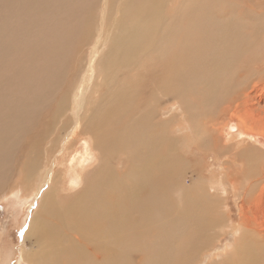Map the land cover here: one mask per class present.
Returning <instances> with one entry per match:
<instances>
[{
    "label": "bare ground",
    "instance_id": "bare-ground-1",
    "mask_svg": "<svg viewBox=\"0 0 264 264\" xmlns=\"http://www.w3.org/2000/svg\"><path fill=\"white\" fill-rule=\"evenodd\" d=\"M66 1L0 0L1 91H3L1 87L4 86L11 88L10 84L3 82L9 78V76L5 78L4 75L5 69L8 68L6 64L8 57L14 56L10 55L11 52L15 54L17 50L20 52L21 47L29 48L26 53L28 57L24 59L25 64H23V67L27 65L25 66L27 72L31 71L32 75L33 81H30L28 86L36 80L38 85H42L45 81L50 83L43 90L44 95H47L52 103L54 88L62 78L58 69L63 64L67 66L68 60L64 59V63L59 62L63 64L58 67L51 57L54 50V56H56V52H60L57 51L58 48L66 49L69 46L62 36L68 30L61 28L59 32L53 25L52 34L45 32L48 38L50 36V40L44 39V35L41 36L43 41H37V31L40 26L37 19L54 2L63 4ZM111 1H101L100 13L103 20ZM216 1L222 2V0H205L206 4L203 2L202 5L196 0L169 1L171 16L167 19L172 21V25L167 24V27H163L162 24H157L156 26L164 29L162 41H169L166 46L171 51L163 56L162 54L152 56L160 46L152 38L149 39L150 42L147 41L142 34V29H151L159 11L164 15L162 9L166 6L165 0H117L111 20L105 25L102 22L99 30L96 29L98 32L94 35L92 44L88 46L89 59L92 58L91 54H96L102 50V47H107L101 60L100 76L103 79L96 86L100 96L97 101H94L96 99H91L94 95H89L87 107L80 120V135L86 139L83 142L85 147L83 152L78 151L79 153L73 154L70 159H68L72 151L70 148L75 145L65 147V155L60 159L58 170L51 178L47 190L43 191L39 198L35 211L24 229L23 237L34 238L36 244L33 250L22 251L26 264H58L61 259L62 264H129L127 251L134 249L137 238L141 241L143 252L152 253L151 259H153L158 255L166 239L170 237L168 231L175 222V219L170 217L172 212L177 214V218L185 221L193 222L196 217L198 220L196 226L185 225L183 227L185 231L182 235H178V252L182 256L178 264H183V259L186 261L189 258H187L188 254H194L196 248L192 241H197L199 234H203L206 229L220 231L223 228H230L235 233V242L228 244L226 248L224 258L227 264H264V182L260 184L258 179L261 162L264 165V69L257 73L242 63L243 56L256 55L261 47L257 51L254 50L258 46L257 42L261 40L264 13L254 12L248 17V10L241 5L228 7L229 5L226 6L223 0L225 5L219 3L220 5L216 6ZM211 3H214L213 8L210 7ZM223 7L226 8L227 15L235 16L234 20L222 18L223 15L219 13V9ZM81 9L71 8L67 12L73 15L77 11L81 12ZM29 12L31 16L27 14ZM19 14L25 15L27 20L25 21L24 18L21 29L14 31L15 28L9 26L8 19L10 16L16 17ZM51 14L46 15L51 16ZM245 16L252 18L255 23L253 24L260 26V31L257 27L249 36L241 33L235 37L236 32L231 35L235 20L241 21L242 18H246ZM10 21L17 22V20ZM69 24L72 22H68L66 26ZM85 30L81 29L80 32ZM38 40L41 39L38 38ZM64 52L67 53V50ZM35 53L44 56L43 63H39L38 67L29 62ZM221 53H232V60L237 64L236 69L244 72V75H228L226 67L231 60ZM34 58L36 59V56ZM164 59L169 60L167 65H164ZM58 60L55 59L57 62ZM13 61L15 65L17 60L13 59ZM148 62L151 70L156 66H159L161 70L158 75L147 71V77L154 81L158 76L166 78L172 76L174 82L170 83V89L180 99L173 97L170 92L159 86L155 87V92L148 97L147 103H145L144 95L140 96L141 100L139 99L141 88L145 85L144 71ZM262 63L264 66V62ZM43 66L45 67L42 68ZM14 69L13 71H16L18 68ZM12 75L10 76L13 78ZM20 75L17 74L15 77L16 82L20 80ZM81 76L80 84L82 82L87 85L85 76ZM189 78L203 83L198 85L219 84L232 90H238L235 82L240 80L248 82L239 95L242 113L238 115L235 122L232 121V124L227 126V120L219 125L216 128L217 138L213 140L209 128L208 133L204 134L193 127L195 103L186 98L181 100L183 92L180 85ZM226 79L228 83L224 81ZM21 84L25 87V82ZM198 85H195L190 93H193ZM16 86L19 87L18 84ZM10 90L14 92L13 89ZM36 98L37 94L34 96V99ZM170 98L177 99L180 105L174 107L175 112L171 115L172 123L171 120L162 119L155 111L158 104H163ZM14 103L18 104L15 108H20V111L16 110L19 114L18 112L23 111L24 106L18 103V99H14ZM25 108H28L29 113L32 111L29 107ZM66 110L67 106H59L55 113L59 118L62 115L67 116V112L73 114L75 111L73 100L71 107ZM229 110L230 107L226 106L223 111ZM11 114L12 112H0V152L3 153L4 160L7 153L18 152L16 145L9 143L10 139L14 138L19 142V138L25 135L22 133H26L25 129L17 134L11 132L12 129L19 127L18 122L7 120ZM123 115H128L130 118L120 123ZM16 116L20 117L18 119L23 117ZM2 118L5 119L1 120ZM178 118L187 123L197 148L202 149L201 145H203V150L214 154L213 158L217 162H222L221 171L217 175L212 174L209 179L198 178L190 186L185 185L182 180L183 170L186 168L184 164L189 162L188 159L183 161L181 158L184 155L182 153L181 157L179 153V146L183 141L173 136V126L176 124L173 122ZM68 119L67 121L70 122ZM17 121L21 123V120ZM20 127L22 129L21 125ZM116 152L125 153L126 166L123 171H119L116 162L113 161ZM227 157L230 160H226ZM36 158L38 159V156ZM5 163L10 170L8 175L13 174L14 170L15 172L19 170L16 168L12 171L17 163L16 157L8 158ZM232 165L236 166L235 170L231 169ZM14 176L15 179H22L18 183L25 193H34L36 188L40 189L36 195L42 192L43 189L38 186L39 178L30 186L28 172H22L21 175L15 173L12 178ZM2 177L0 175V181ZM228 184L235 199L242 198L243 189L246 190L249 186L241 204L242 209L237 226L231 220L226 204ZM7 191L8 188L3 189L0 194ZM176 221L179 222V220ZM154 225L159 229H155ZM150 229L153 232H147ZM188 231L193 237L192 241L185 237ZM151 233L153 234L152 244L146 250L148 245H144L143 241ZM206 237L203 235L201 241L204 242ZM184 239L187 240L188 246L183 245ZM155 261L157 262V259Z\"/></svg>",
    "mask_w": 264,
    "mask_h": 264
},
{
    "label": "rangeland",
    "instance_id": "rangeland-1",
    "mask_svg": "<svg viewBox=\"0 0 264 264\" xmlns=\"http://www.w3.org/2000/svg\"><path fill=\"white\" fill-rule=\"evenodd\" d=\"M67 1L63 4H59V3L57 4L54 2L52 5L48 6L45 12H42L44 15L41 13L37 19L40 25L38 27L37 37L41 39L38 40L37 38V41H43L44 39H46L47 41L50 40V36L48 38L45 32L52 34L53 25H55L54 29L58 30L59 32L60 30L65 28L68 30L67 33H64L62 36L64 40L69 43V44L67 43V45L69 46L66 49L64 47H61L63 51H61V49L58 48L59 50L57 51H60L61 53L59 52L60 53L59 54L58 52H56V56H54L55 55L54 54L55 50H54L53 55L51 57V59L54 60L57 66L58 65L62 66V64L64 63L63 62L64 59L68 60L67 66H64V64L62 67L58 66L61 67L58 69V73L62 78L60 82L55 86L54 92L52 90L53 92L52 103H50V100L48 99L49 97L46 95L47 96L46 99V96L44 95L45 93L44 90L46 87H48V85H50V83H46L45 81L47 85L45 83H43L42 85L41 84L38 85L36 80V82L34 81L33 83L35 84L34 85L35 87H33V84H30L28 86L30 81H33L31 80L32 75L30 74L31 71L27 72V69L25 67L27 65L23 67V64H25L24 59H27L28 57V54L26 53H28L27 51L29 48L21 47L20 52H18L19 50H17V52L15 51V54L14 52H11L10 55L11 56L14 55V56L11 58L8 57L6 61V64L10 70L6 68L7 70L5 69L4 76H6L5 78H7L8 76L10 78L11 77L10 75H12L13 73L12 75L13 78L12 77L11 78L14 79L15 81L13 80L14 81L13 84L11 78H10L11 80L8 78L5 79L6 81L5 80L3 81V82H7L6 84H10L11 88H8V86L5 87L4 85H3L4 87H1L3 91L0 90V112H6V113L12 112V114L7 118V120L18 122V126H19L18 129L11 130L13 134H17L21 131H24L23 129H25L26 133H22L25 135L24 136L22 135L19 138L20 139L19 142L15 141L14 138L10 139L9 143L15 144L16 145L15 147L18 150V152H13L12 154L10 152L7 153L6 155L7 157H5V160L4 157L2 156L3 153L0 152L1 155L0 159H2V162H0V175L3 176L0 181V193L3 191V189L8 188L7 192L0 194V264H26L25 260L22 257V251L23 250L31 251L35 248L36 244L34 238L25 239L23 237L24 229L26 228L28 222L30 221V217L35 211L36 204L38 203L39 198H41L43 191L47 190L49 182H51V178L53 177L54 173L58 170L60 159H62V157L65 155V147L70 145L73 146L75 145L74 147L71 146L72 148L70 149H72L73 153L72 151L70 152V157L68 159H70L73 154L76 155L79 152H83V149L85 147L83 142H85L86 139L82 137V135H80L81 134L80 120L82 119V114L84 113L85 108L87 107L89 95L92 94L94 95L91 98L93 100L96 99L94 101H97V99L100 96L99 93L100 91L96 89V86L101 82V79H103L100 76V72L102 71L101 60L104 57L107 46L102 47V50H100L96 54H91L92 58L90 59H89L90 50L88 49V46L92 44L93 38L95 37L94 35H96V33L98 32L96 31V29L99 30L100 26H102L101 25L102 22L105 25L109 20H111L117 0L111 1L109 7V10L111 11L108 10V12L105 14L104 20L102 19L101 16L102 14L100 13L102 0H67ZM169 1L171 0H165L166 6L162 9L164 10L163 11L164 15H162L161 11H159V15L154 20L151 29L150 30H146L144 28L142 29V34L145 36V39L147 41L150 42L149 39L152 38L154 39L155 43H158L160 46L152 56L159 54H162L163 56L165 53L171 51L166 46L169 41H164V42L162 41V35L164 29L156 27L157 24H162L163 27H167V24L172 25V21L167 19V17L171 16ZM224 1L226 2V6L229 5L228 7L230 6L238 7L239 5H241L243 8L248 10V11L246 10L248 17L250 13L254 14V12L264 13V0H224ZM224 1L223 0L222 2L216 1L215 4L216 6L220 5L219 3H221L222 5L223 3H225ZM229 1H231V3H229ZM196 2L202 3V5L203 2L204 4H206L205 0H196ZM211 6L213 8L214 3H211L210 7ZM253 7L255 8L253 9ZM68 8L69 9L76 8L78 10L82 8L81 9L82 11L81 12L77 11L75 14L70 15L67 12V10H69ZM219 10H220L219 13H222L223 15L222 18H225L226 20L235 18V16H230L226 14L227 13L226 8L223 7L220 8ZM222 10L225 14L222 12ZM50 13H52L51 16L46 15ZM27 14L31 16L30 12ZM29 15L27 16L30 17ZM247 16H245L246 18H242L241 21L239 19L235 20L234 29L231 32V35L236 32L235 37H238L241 33L245 34L246 36H249L253 32V30L257 27H259V31H260V26L254 25L255 23L252 20V18H248ZM24 18L25 15H20V14L19 16L16 17L10 16V19H8V24L10 27L15 28L14 31H17V29H21V25L24 21ZM48 19H50V21ZM10 20H17L18 23L14 21L11 22ZM26 20L27 18H25V21ZM260 21L261 19L258 21V25ZM68 22H72V24L66 26ZM14 23L17 24L18 26L13 25ZM263 24H264V20H263ZM81 29H86V30L85 32L81 33L80 32ZM263 29L261 31L262 33L260 36L261 40L257 42L258 46L254 48V50L257 51L261 46L260 49L257 51L258 55L257 54L256 55L254 54L252 56L245 55L242 57V60H244L242 61L244 66L249 67L251 68L250 70H254L256 72L257 71L259 72V70L264 69V66H262L263 65L262 62H264L263 60L264 30ZM41 36L42 37L44 36L43 37L44 39H42ZM51 42L53 41L51 40ZM64 50H67V53L64 52ZM57 55H59L60 58H58L59 56L57 57ZM63 55H67V56H63ZM222 55L226 58H230L231 60L229 61L228 66L226 67V73L228 75H233V74L244 75V72L238 71L236 69L237 64L234 60H232L233 57L232 53H227ZM35 56L36 59L34 58ZM62 57H66V58H62ZM20 58L22 59V61ZM54 58L59 59L61 61L58 60L57 62L55 61ZM13 59L17 60L16 64L20 61L21 62L18 63L17 65L16 64L14 65L15 61H13ZM8 60L11 61V64L10 61ZM43 61H44V56H42L39 53H35L29 60L30 64L33 66H37L39 63H43ZM245 61L249 63L247 64ZM59 62H63V63L61 64ZM168 63L169 60L164 59V65H167ZM13 67L16 69L18 68L17 69L18 71L16 70L17 73L16 71H13L14 69ZM44 67L45 66H43L42 68ZM19 68H22L21 70H24L25 72L24 71L22 72L21 70H19ZM160 70L161 68L159 66H156L153 70H151L148 62L147 67L144 71L145 85L144 86L142 85L143 87L141 88V93L138 96L139 99L141 100V97L144 95L145 103H147L148 97L151 94H154L156 86L162 87L167 92H170L173 97L179 98L178 95L170 89V83L174 82L172 76H169L168 78H166L165 76H158L157 79L154 81L151 80L150 77H147V71L153 72L155 75H158ZM17 74L19 75L21 74L20 75L21 78L19 81L16 82L15 77L17 76ZM81 75L85 76L87 81L85 82L87 85L82 84V82L80 84V79L82 77ZM227 80L228 79L224 81L227 82ZM23 82H25L27 86L24 84L25 87H23V85L21 84ZM235 83L238 86V90L228 89L225 86L219 84H213L210 86L198 85L203 83L193 80L191 78L181 83L180 89L183 92V98L181 100L183 101L184 98L190 99L192 100V103H195L194 106H196L195 115H194V124L197 127L193 124L195 130L198 129V132L202 131V133L204 132V134H207L209 128V133L213 140V138H217L216 128L219 127V125L224 124L223 122H226L227 120H228L227 126L230 123L232 124V121L234 122L236 121L235 119H237L238 115L242 113V109L239 105L240 103L239 95L244 90L248 82L247 80H240ZM17 84L19 87L16 86ZM142 84L144 83L142 82ZM195 85H198L195 91L193 93H190V91L193 89ZM28 87L31 89L32 92L30 91V89H28ZM37 87L42 89L39 90V88ZM91 88H93V90ZM10 89H13L14 92H12V90ZM36 94H37V98L34 99V96H36ZM14 99H18V103L24 106L22 110L25 112L21 111L18 112L19 114L16 113V110L20 111V108L19 109L15 108L18 104L15 105ZM72 100L76 114L75 111L73 114H71V112H67V116L62 115L63 117L60 116L59 118L58 115H56L55 113L56 108L59 106L61 107L67 106V110H68L71 107ZM46 102L48 105L46 104ZM179 106L180 105L177 99L170 98L166 100L163 104H158L155 107V111L160 114V117L162 119L171 120L170 122L172 123L171 115L173 114V112H175L174 107H179ZM226 106H229L230 110L224 112L223 110L224 107ZM25 107H29V110L32 111H30V113L27 112L28 108L26 109ZM134 107H136V105ZM68 113L71 116H69ZM16 115H20V116L22 115L23 117L21 116L22 118L18 119L19 116L17 117ZM5 118H2L1 120ZM67 118L70 119V122L67 121ZM128 118H130L128 115L121 116L120 123H123V121L127 120ZM17 120H21V123L20 121ZM174 123L176 124L173 126L174 127L173 136L178 137L179 139H181L180 141H183L179 146V153H181V157H182V153L184 155V157H182L181 159L182 160L184 159L185 161H187L188 159L189 162L187 164H184L186 168H184L183 170L184 174L182 176V180L185 183V185L190 186L192 182H194L198 178L209 179L212 174L217 175V173L221 171V166L223 165L222 162L218 161L219 162L218 163L217 160L213 158L214 154L212 155L211 152H206V150H203L204 149L203 145H201L202 149H200L199 147L197 148L194 142V137L189 131L186 122L178 118V120L176 119L173 122V124ZM20 125L22 126V129ZM75 142L77 145L75 144ZM48 154H50L49 156H51L50 159L48 157ZM124 154H125L124 152L121 153L116 152L114 154L113 161L116 162V166L119 171H123L126 166ZM36 156H38V159L36 158ZM222 156H224V154ZM13 157L17 158V163L13 167L12 171L16 168L19 170L17 172H15L14 170L13 174L11 173L10 175H8L10 173V170L8 164L5 163V161H7L8 158L12 159ZM45 158H47V163H45ZM41 159L43 161H41ZM28 160H32V162H28ZM226 160H230V158L227 157ZM226 165H231V164H226ZM235 168L236 166L232 165L231 169L235 170ZM22 172L24 173L28 172L30 177L29 180L30 186L36 181L37 178L40 179L38 186L43 190L39 195H36V192L40 191V189L38 188H36L37 190L34 189V193H30V194L25 193L23 188H21L18 183V181L22 179H15L16 178L15 176L12 178V175H15V173L17 175H21ZM259 172H260L259 176L260 175L261 176L260 177L258 176V179L260 181L258 182L260 184H263L264 165H262V162ZM247 185H249V183ZM226 188L228 190V193L226 194V204L228 205V211L230 213L229 216L231 220L234 222L235 226H237L239 224L240 211L242 209L241 204L243 203V198H245L246 196L245 193L247 194L249 186H247L246 190L243 189L242 191L243 197L242 198L239 197L238 199H235V197L230 192L229 184L226 186ZM170 213L171 212H169V214ZM170 217L172 219H175V222L172 225V228L168 231L170 237L166 239L164 245H162V247L159 249L158 255L153 259H151L152 253L148 251L143 252L141 247V241H139V238H137L135 240L134 249L131 250L129 249V251H127V256L130 262L129 264H178V261L182 257L178 252L179 249L178 235H182V232L185 231V229H183L185 225L196 226L198 220L196 217V219L193 222L185 221L181 218H177V214H174V212H172ZM176 220H179V222H177ZM153 227L157 230L159 229L156 228L155 225ZM207 230L208 229H206V231L203 234H199L197 241H192L191 238L193 237L189 235V231L187 232L185 237L190 238L193 245H195L196 249L194 254H188L189 256H187V258L189 257L191 261L189 260V258L186 259V261H184L183 259V264H214V261H216V264L219 261L220 263L218 264H227L224 258L226 257V248L228 244H233L235 242V233L232 232L230 228H223V230L220 229V231L219 230L213 231L212 229H209L208 231ZM147 232H153V230L150 229ZM203 235L207 236L204 242L203 240L201 241ZM152 239H153L152 233L149 234V237H146L144 239L143 244L148 245L146 247V250H148L150 245L152 244ZM208 243L211 245H209ZM183 245L185 246L189 245L186 239L183 240ZM221 255L222 257L219 258L218 256ZM156 259L157 262L155 261ZM58 264H62V259L59 261Z\"/></svg>",
    "mask_w": 264,
    "mask_h": 264
}]
</instances>
